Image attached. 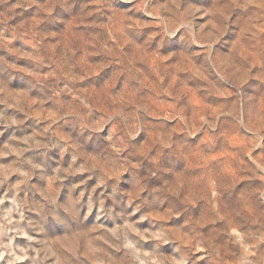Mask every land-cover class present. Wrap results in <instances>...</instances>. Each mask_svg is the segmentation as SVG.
I'll use <instances>...</instances> for the list:
<instances>
[{"label": "clouds", "instance_id": "clouds-1", "mask_svg": "<svg viewBox=\"0 0 264 264\" xmlns=\"http://www.w3.org/2000/svg\"><path fill=\"white\" fill-rule=\"evenodd\" d=\"M77 2L53 0V6L58 5L71 14ZM115 2L99 0L95 19L127 41V50L119 44L111 45L120 71L128 72L137 66L129 50L143 53L149 59L155 58L152 70L145 67L143 73L155 84L157 94L145 93L143 86L124 78L119 80L127 90L124 94L119 87L97 81L88 82L86 93L79 91L81 86L71 83L57 89L59 74L54 72V78L46 87L51 86L53 92L60 91L61 97H74L72 100L56 99L54 95L48 97L54 100L55 110L67 131L60 132V126L49 124L39 131L28 132L27 110L21 109L24 115L8 117L5 110L0 109V125H3L0 135L15 126L9 144L14 145L18 153L10 170L0 176V264H84L82 256L94 260L95 264H112V256L103 250V245L122 253L123 264H169L170 260L187 264L186 250L175 244L177 230L164 221H148L146 228L140 225V220L146 218L142 215L145 210L165 206L168 208L165 217L184 218L179 231L194 236L208 249L206 255L214 259L212 240L218 234L215 227L217 209L213 207L216 199L208 197L200 211L191 206L201 197L196 194L191 200L188 198L193 171L185 165L200 163L204 181L211 182L210 189L218 190L223 177L210 171L206 161L218 147H230L221 135L222 128L246 137L251 151L264 148L261 143L264 141V36L255 28V25L264 28V0H214L211 9L197 7L189 0H124L133 4L125 13H118L112 7ZM0 4L6 5L8 0H0ZM24 7L27 5L17 3L9 8V13L14 15L15 8ZM137 12L153 17L155 27L148 32H128L127 14L136 15ZM198 15H210V22L214 21L221 32L201 27L196 23ZM244 17L252 26L251 34H246L243 42L248 59L257 62L255 72L241 63L234 51L224 53L227 61L219 64V50L213 47L221 34L234 30L232 25H238ZM8 18L6 15L5 19ZM81 18L86 19L87 14H82ZM51 22L62 21L52 17ZM98 35V43L107 44L104 34ZM174 43L179 47L169 51ZM195 44L206 46L207 54L200 57L192 47ZM224 46H228V41H224ZM179 57L185 63L199 62L206 78V83L196 90L202 101L206 102L217 88L228 89L231 93L230 97L218 101L224 106L223 119L209 117L203 107L196 109L205 117L196 130L199 136L210 137L206 143H198L199 136H192L191 121L183 115L177 119L176 112H168L166 116L162 114L160 120L148 118V112L157 111L160 101L168 100L164 89L175 72ZM117 59L111 63H116ZM71 60L66 54L61 59L65 70L72 67ZM241 69L246 72L242 73ZM152 72H158L159 79ZM252 76L261 83L249 84L246 88L244 85ZM185 80L187 78L178 79L168 90L170 102L177 108L183 104L191 111L180 91ZM129 92L138 107L133 108L128 102ZM9 106L15 107L11 102ZM169 118L184 130L183 135L169 131ZM145 133H151V138L145 141L146 146L141 144ZM32 148L43 151L25 156ZM52 150L60 156L54 169L50 165ZM7 154L5 151L4 155ZM66 155L70 156V162L64 160ZM240 155H244L243 151ZM248 159L252 166L246 170L233 165L232 183L245 175L249 180L257 175L264 176V158L249 155ZM124 172L128 173L127 177L122 176ZM13 173L17 176L14 183L9 180ZM154 185L158 186L155 190ZM226 196L234 204L230 216H244L248 208L264 212V184L259 185V190L242 185ZM5 202L7 207H4ZM138 214H141L139 219H134ZM260 223L261 227L255 231L243 232L249 255L238 258L235 264H264V251L261 250L264 218ZM110 224L116 226L106 227ZM205 226L210 227L208 239L200 234ZM133 231L135 237L131 235ZM18 237L24 239L23 245L16 243ZM232 243V236H228L225 252ZM170 244L175 246L166 253L163 246ZM231 254L236 256L235 252ZM220 264H223V255Z\"/></svg>", "mask_w": 264, "mask_h": 264}, {"label": "rangeland", "instance_id": "rangeland-1", "mask_svg": "<svg viewBox=\"0 0 264 264\" xmlns=\"http://www.w3.org/2000/svg\"><path fill=\"white\" fill-rule=\"evenodd\" d=\"M189 2L197 5V7L211 9L214 0H189ZM17 3H24L27 7L15 8L14 15L9 13V8ZM112 7L118 13H125L133 7V4L126 3L124 0H116ZM98 8L99 0H78L71 14L65 12L58 5L53 6V0H8V4H0V109L5 110V116L24 115L25 112L21 110L24 109L28 113V119L25 122L26 125L30 126L28 132L39 131L48 127L49 124H52L53 127L60 126L58 128L60 132L67 131L64 121L59 118V114L55 110L54 100H50L48 97L54 95L56 99L63 98L66 100H72L74 97H61L60 91L53 92L51 86L46 87L54 78L52 75L54 72L59 74L58 82L55 85L57 89H63L65 83H71L81 86L79 91L86 93L88 82L97 81L103 85L110 84L114 88L119 87L121 93L124 94L127 90L119 84L120 78H124L143 86L145 93L157 94L155 84L152 83L147 73H143L145 67L149 71L152 70L156 63L155 58L149 59L143 53H137L134 49L129 50L133 54L132 59L137 66L128 72L120 71L118 59L111 45L119 44L127 50V41L123 36L118 33L114 34L109 27L95 19L98 15ZM84 13L87 14L86 19L81 18ZM6 15L10 18L5 19ZM52 17H59L62 22L53 23L51 22ZM233 18L235 19V17ZM247 19V17L242 18L238 25H232L234 30L227 34H221L219 41L213 47L219 50V64L224 65L227 61V56L223 55L224 53L234 51L239 61L246 63L255 72L257 62L248 59L249 53L243 42L244 36L251 34L250 28L252 26L247 23ZM152 21L153 17L144 16L142 12H137L136 15L128 13L126 21L129 25L128 32H148L149 29L155 27ZM142 23L143 28H141ZM196 23L218 34L221 32L214 21L210 22V15H198ZM255 28L261 36H264V28H261L260 25H255ZM98 33L104 34L107 44L98 43L100 41ZM224 41H228L227 47L224 46ZM34 44L36 45L35 49L33 48ZM178 47L179 45L174 43L169 51ZM192 47L200 57L207 54L204 45L195 44ZM65 54L72 58L70 61L72 67L69 70H65L60 62ZM113 59H117V62L111 63ZM241 71L242 73L246 72L245 69H241ZM141 73H143L142 77L137 79ZM152 75L159 79L158 72H152ZM184 78L187 80L182 83L180 91L184 93L185 103L190 106L191 111L185 109L183 104L177 108L175 104L170 102L171 94L168 90L176 85L178 79L183 80ZM205 83L206 78L199 62L185 63L183 58L179 57L175 72L168 78L167 86L164 89L168 100L160 101L157 105V111L148 112V118L160 120L163 118L162 114L166 116L168 112H176L177 119L183 115L185 119L191 121L192 136H199L196 130L197 125L203 123L205 117L196 109L203 107L209 117L223 119L221 111L224 106L218 101H223L231 95L228 89L217 88L206 102L202 101L196 90ZM260 83L259 79L252 76L244 86L247 88L249 84L257 85ZM9 102L15 107H10ZM128 102L133 108L138 107L136 99L130 92L128 93ZM168 123L170 132L174 131L176 135L184 134V130L177 127L175 120L169 118ZM2 128L3 125H0V129ZM14 128L15 126L0 135V176L5 170H10L13 162L17 161V149L14 145L9 144V138L12 136ZM221 135L230 147H218L206 161L210 171L218 172L223 177V182L218 190L210 189L209 184L211 182L204 181L200 163L189 162L185 165L193 171V175L190 177L192 189L188 198L191 200L192 195L196 194L201 197L199 201H193L191 206L200 211L203 209V205L207 203L208 197L216 199L213 207L217 209L215 227L218 234L212 240L214 259L206 255L208 249L198 243L194 236L179 231L184 218L173 216L169 219L165 217L164 213L168 211L166 206L145 210L142 215L146 218L140 220V225L145 228L148 226V221H164L171 229L177 230L175 244H179L182 249L186 250L189 257L187 264H220L222 255L223 264H235L238 258L249 255L243 232L245 230L255 231L260 228V219L264 218V212L259 209L254 211L252 208L246 209L244 216H230L229 212L234 204L226 196L228 192L234 191L242 185L259 190V185L264 184V176L259 175L253 180H249L245 175L236 180L235 183L231 182L235 171L233 165L245 170L248 169L252 166V161L248 159V156L251 155L256 159L264 158V148L251 151L246 137L237 136L226 128L221 129ZM150 138L151 133H145L141 144L145 145V141ZM209 139L210 137L207 136H199L197 142L206 143ZM261 143L264 144V141ZM236 149L243 151L244 155L241 156L240 151ZM5 151H7V155H4ZM42 151L40 148H32L25 153V156ZM50 156V165L54 169L57 162L60 161V156L55 150L50 152ZM70 159L68 155L64 157L67 162H70ZM64 166L67 167V163ZM127 175V172L122 173L124 177ZM69 179L74 178L70 177ZM9 180L14 183L17 180L16 174L13 173ZM157 187L154 185L153 190ZM219 193L225 195L221 196ZM7 206V202H5L4 207ZM140 215L138 214L134 219H139ZM230 224L233 226L240 225V227H230ZM115 226V224L106 225V227ZM209 231L210 227L205 226L201 229L200 234L208 239ZM131 235L135 237L136 233L133 231ZM228 236H232L233 243L225 252L224 245ZM16 243L23 245L25 241L22 237H18ZM100 243L102 244V241ZM175 244L164 245L165 252L170 253ZM103 250L112 256V264H123L122 253H117L114 248H109L107 245H103ZM261 250L264 251V245H261ZM232 252L236 253L235 257L232 256ZM81 259L84 264H95L94 260L85 256H82ZM169 264H176V260H170Z\"/></svg>", "mask_w": 264, "mask_h": 264}]
</instances>
